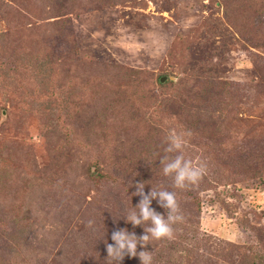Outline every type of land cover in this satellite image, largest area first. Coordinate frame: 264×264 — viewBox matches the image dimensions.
Masks as SVG:
<instances>
[{
    "label": "rangeland",
    "instance_id": "1",
    "mask_svg": "<svg viewBox=\"0 0 264 264\" xmlns=\"http://www.w3.org/2000/svg\"><path fill=\"white\" fill-rule=\"evenodd\" d=\"M172 131L206 167L184 188ZM0 151V260L109 264L114 231L152 226L125 218L142 183L183 216L137 246L152 264H264V0H0Z\"/></svg>",
    "mask_w": 264,
    "mask_h": 264
},
{
    "label": "clouds",
    "instance_id": "2",
    "mask_svg": "<svg viewBox=\"0 0 264 264\" xmlns=\"http://www.w3.org/2000/svg\"><path fill=\"white\" fill-rule=\"evenodd\" d=\"M190 132L172 131L168 135L167 153H175L174 156H167L163 161V174L173 175L174 183L177 188H184L189 184L198 183L205 174L206 167L203 162L197 160L195 163L185 157L184 149L187 144L186 137H190ZM137 191L134 195L142 197L139 204L136 206L139 210V215L135 211L127 213L126 220L133 226L141 225L146 221H151L152 226L145 230V234L137 236L135 233H130L126 228H120L114 231L111 235L113 244H106L107 258H110L109 264L116 261L117 264L124 259L125 255L129 257H138L141 264H152L153 257L151 252L142 250L137 251V246L141 248L148 245L152 239L159 240L163 238H172L174 235L173 225L183 220L180 214L179 203L174 192L160 191L159 202L168 210L167 218L156 213L150 207V198L156 197L155 191L144 193V185H136Z\"/></svg>",
    "mask_w": 264,
    "mask_h": 264
},
{
    "label": "trees",
    "instance_id": "3",
    "mask_svg": "<svg viewBox=\"0 0 264 264\" xmlns=\"http://www.w3.org/2000/svg\"><path fill=\"white\" fill-rule=\"evenodd\" d=\"M229 23V22H228ZM230 25H232L231 23H230ZM166 83H161L160 82V79H159V77L156 79V81H155V84H154V86H160V87H163L164 85H165ZM146 86H142L141 88L139 87V88H137V92L139 93L140 91H142L143 90V88H146V87H150V84H145ZM140 95H145V94H143V93H139ZM153 98L154 99H152L151 101H154V100H156L155 98H157L156 96H153ZM162 103L165 105V104H168V102H166V100L165 101H162ZM154 105H156V103L154 104ZM57 119L59 118L58 116L56 117ZM58 125V124H57ZM56 125V126H57ZM55 126V127H56ZM51 134H53V135H56V134H58V133H54V132H52ZM7 153V152H6ZM5 153V154H6ZM4 155V152H2V151H0V159H1V157ZM218 163H219V161H218ZM94 166V169H93V172H92V178L93 179H99V178H102V179H107V178H109V176H108V174H106V173H103V171H102V168H103V166L101 165V164H97V162H94V163H92ZM220 164V163H219ZM228 164V163H227ZM222 165L223 166H225L226 165V163H222ZM0 166L2 167V164H0ZM4 172V170L3 169H1L0 168V177H1V173H3ZM3 175H5V174H3ZM111 180H113V181H115L116 180V178L115 177H113L112 175H111ZM195 205H197V208H199L200 209V207H198V203L197 204H195ZM8 247H9V249L8 250H10L8 253H9V255H8V258H3V260L1 259L0 260V263L1 264H11V263H13V261H14V256H15V249L14 248H11L12 246H11V240L8 242ZM14 247H15V245H14ZM14 264H16V263H14Z\"/></svg>",
    "mask_w": 264,
    "mask_h": 264
},
{
    "label": "water",
    "instance_id": "4",
    "mask_svg": "<svg viewBox=\"0 0 264 264\" xmlns=\"http://www.w3.org/2000/svg\"><path fill=\"white\" fill-rule=\"evenodd\" d=\"M164 81V78L160 79V82H163Z\"/></svg>",
    "mask_w": 264,
    "mask_h": 264
}]
</instances>
